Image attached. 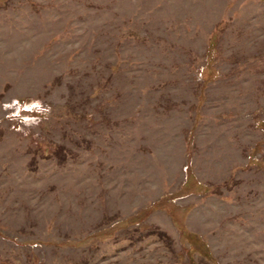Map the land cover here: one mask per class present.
<instances>
[{"label": "rangeland", "instance_id": "374dc122", "mask_svg": "<svg viewBox=\"0 0 264 264\" xmlns=\"http://www.w3.org/2000/svg\"><path fill=\"white\" fill-rule=\"evenodd\" d=\"M0 264H264V0H0Z\"/></svg>", "mask_w": 264, "mask_h": 264}]
</instances>
